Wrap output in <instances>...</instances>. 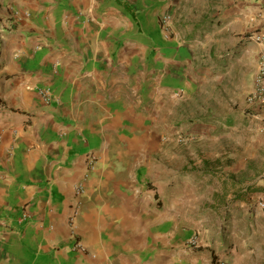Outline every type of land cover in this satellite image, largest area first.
Returning a JSON list of instances; mask_svg holds the SVG:
<instances>
[{"label": "crops", "instance_id": "0c3cea01", "mask_svg": "<svg viewBox=\"0 0 264 264\" xmlns=\"http://www.w3.org/2000/svg\"><path fill=\"white\" fill-rule=\"evenodd\" d=\"M220 2L181 26L184 0H0V264H221L186 244L146 156L213 57L235 55L253 89L264 0ZM249 102L264 128V102Z\"/></svg>", "mask_w": 264, "mask_h": 264}, {"label": "rangeland", "instance_id": "374dc122", "mask_svg": "<svg viewBox=\"0 0 264 264\" xmlns=\"http://www.w3.org/2000/svg\"><path fill=\"white\" fill-rule=\"evenodd\" d=\"M183 6L181 26L188 23L182 20L186 15L198 24L202 10L215 19L214 13L224 9L220 0H184ZM235 58L213 57L206 79L195 75L191 81L202 85L193 87L183 110L175 105L173 118L162 119L146 156L159 204L172 206L190 232L186 244L211 253L221 264L241 263L243 257L248 264H263L264 210L258 201L264 183V128L254 125L256 118L244 116L251 105L250 81ZM231 116L234 126L225 122Z\"/></svg>", "mask_w": 264, "mask_h": 264}, {"label": "built area", "instance_id": "2783aa9c", "mask_svg": "<svg viewBox=\"0 0 264 264\" xmlns=\"http://www.w3.org/2000/svg\"><path fill=\"white\" fill-rule=\"evenodd\" d=\"M169 21H170V15L167 13L164 14L161 18V22H162L163 27L165 28V32L167 33L170 32V22ZM254 39L261 41L263 37L260 35H257L254 37ZM40 93L46 102H48L51 99L50 93L48 92V90H40ZM249 100L250 101L258 100L260 102H264V54H262L260 58L259 67L255 75L253 89L249 95ZM97 161L98 159L94 154L89 155L88 168L85 172V178L89 177L88 170L93 171L95 169ZM84 191H85L84 182H81L75 186V193L77 196L81 197ZM81 203H82L81 199H79L77 204L74 207L73 214L71 215L72 218L76 217L79 214L81 210ZM258 207L264 210V200L263 199L258 201ZM189 242H191V245L196 246L195 241H189ZM75 247L78 249L84 250V246L79 242L75 243Z\"/></svg>", "mask_w": 264, "mask_h": 264}]
</instances>
